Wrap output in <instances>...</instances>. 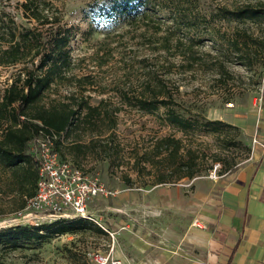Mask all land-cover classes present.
Instances as JSON below:
<instances>
[{
  "label": "rangeland",
  "instance_id": "rangeland-1",
  "mask_svg": "<svg viewBox=\"0 0 264 264\" xmlns=\"http://www.w3.org/2000/svg\"><path fill=\"white\" fill-rule=\"evenodd\" d=\"M22 1L0 0V9L18 24L42 28L22 17L18 7ZM44 1L50 14L58 17L57 24L70 27L73 33L70 73L91 81L89 85L83 81V88L75 82L54 84L47 95L88 97L100 112L91 118L95 128L81 124L85 130L63 136L65 149L61 148L66 151L73 141L85 140L86 154L79 158V165L108 189L139 192L137 188L156 184L159 158L135 163L165 136L181 140L184 160L191 151L198 175L212 171L218 176L248 160L254 137L250 124L256 128L264 105V17L236 19L232 12L246 6L264 11V0H138L144 5L123 15L116 4L123 0ZM132 1L135 5L137 0ZM111 3L116 8L110 9ZM134 9L138 14L134 15ZM20 67L0 66V97ZM157 79L164 82V93L177 103V110L192 119L189 131L164 122L163 108L146 113L124 103V92L132 101L143 92L149 96L151 89L156 94L161 87ZM217 119L230 126L218 132L205 128V120ZM29 151L33 155L31 145ZM125 177L131 185H126ZM12 179L9 170L0 168V229L18 225L13 217L21 210L24 196L10 191ZM87 227L53 236L39 247L0 246V264H97L95 255L109 245L95 226Z\"/></svg>",
  "mask_w": 264,
  "mask_h": 264
},
{
  "label": "trees",
  "instance_id": "trees-1",
  "mask_svg": "<svg viewBox=\"0 0 264 264\" xmlns=\"http://www.w3.org/2000/svg\"><path fill=\"white\" fill-rule=\"evenodd\" d=\"M132 2L123 0L116 3L121 6L117 9L119 14H129L133 7L144 5L142 1L139 3L137 0L135 5ZM47 3L44 0H23L18 4L22 17L28 23L35 21L42 28L18 24L10 13L0 9V66L21 65L0 97V168L11 172L13 179L10 191L24 196L21 209L26 204L25 196L31 197L35 193L37 170L34 157L29 151L35 135H56L57 148L63 136L67 138L73 132L81 133L85 130L81 124L86 127L91 124L90 129L95 128L91 118L100 114L98 105H90L88 97L78 99L76 94L71 93L55 99L47 95L54 84L75 82L83 88L81 84L86 83L82 82L89 80L87 76L77 77L70 73L73 66L70 48L73 33L70 27L57 24L58 17L50 14ZM113 8L116 6L111 3L110 9ZM133 11L134 15L138 14L136 9ZM232 14L236 19L264 17L262 9L252 6L233 11ZM164 39L167 40L168 36L164 35ZM157 81L161 87L156 94L151 89L152 94L149 96L143 92L134 96L132 101L133 97L124 92V103L146 113L163 108L164 122L189 131L193 126L192 119L177 110V103L169 93H164V82ZM88 82V85L91 84V81ZM45 98L50 100L49 103L43 102ZM204 126L212 132H218L223 126L230 125L217 119L205 120ZM92 146H95L94 142ZM181 146L180 139L162 137L157 140L152 152L142 153L135 164L139 165L142 160L151 162L154 157H158L156 165L160 173L156 175L157 183L182 177L192 178L199 172L195 157L190 151L189 157L184 160ZM126 182L130 183V179L126 178ZM87 225L95 226L98 232L103 231L93 221L82 217L60 218L36 226L11 225L0 229V246L13 250L32 245L39 247L53 236L76 232L88 228Z\"/></svg>",
  "mask_w": 264,
  "mask_h": 264
},
{
  "label": "crops",
  "instance_id": "crops-1",
  "mask_svg": "<svg viewBox=\"0 0 264 264\" xmlns=\"http://www.w3.org/2000/svg\"><path fill=\"white\" fill-rule=\"evenodd\" d=\"M250 130L264 141V105L256 128L251 123ZM81 140L63 151L62 138L61 151L58 146L56 150L61 158L91 175L79 165L87 146ZM210 172L137 188L139 192L116 190L117 196L110 199L94 197L90 212L114 233L112 256L123 264H264L261 147L252 146L248 160L234 170L216 177ZM126 178V185H131ZM102 230L97 234L110 245L108 232Z\"/></svg>",
  "mask_w": 264,
  "mask_h": 264
},
{
  "label": "built area",
  "instance_id": "built-area-1",
  "mask_svg": "<svg viewBox=\"0 0 264 264\" xmlns=\"http://www.w3.org/2000/svg\"><path fill=\"white\" fill-rule=\"evenodd\" d=\"M57 136L40 134L31 142L37 170L35 193L26 198L25 207L18 211L13 221L18 225L36 226L44 220L82 217L93 221L107 231L89 210L94 197L114 196L118 191L110 190L97 177L86 173L82 167L60 157L55 147ZM259 145L264 153V141L254 136L252 146ZM211 177H216L210 172ZM193 224L200 226L197 220ZM10 226V225H9ZM111 244L106 253H98L97 264H123L112 256L114 233L109 232Z\"/></svg>",
  "mask_w": 264,
  "mask_h": 264
}]
</instances>
